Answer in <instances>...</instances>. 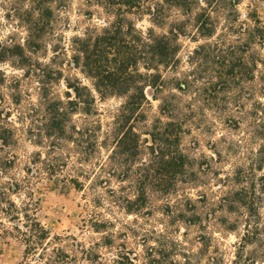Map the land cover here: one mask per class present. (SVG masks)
Masks as SVG:
<instances>
[{"label": "rangeland", "instance_id": "374dc122", "mask_svg": "<svg viewBox=\"0 0 264 264\" xmlns=\"http://www.w3.org/2000/svg\"><path fill=\"white\" fill-rule=\"evenodd\" d=\"M105 1L0 0V123L14 135L0 151L11 162L0 185L21 184L11 199L33 205L50 237L44 251L29 254L0 217V264H264V48L245 44L251 19L264 25V0H240L235 33L225 29L226 11L214 14L212 38L177 8L162 27L126 14L143 33L163 35L170 23H187L177 62L161 68L164 87L146 89L144 120L123 112L128 94L101 99L74 64L76 41L116 19ZM217 38L230 47L195 53ZM231 56L236 67L224 75ZM68 84L91 90L90 113L70 104ZM57 104L67 112L69 135L96 132V151L86 137L72 143L44 134L47 106ZM120 124L140 136L137 155L129 131L127 148L117 153ZM151 132L166 140L164 151L178 147L188 164L175 187L154 184L135 201L140 161H152L153 174L165 178L159 154L146 149Z\"/></svg>", "mask_w": 264, "mask_h": 264}, {"label": "trees", "instance_id": "16d2710c", "mask_svg": "<svg viewBox=\"0 0 264 264\" xmlns=\"http://www.w3.org/2000/svg\"><path fill=\"white\" fill-rule=\"evenodd\" d=\"M240 0H106L104 7L107 10H114L115 21L110 23L101 32L87 34L84 39H78V54L74 57V64L80 66L83 73L93 80V87L101 99L117 95H127L123 106V112L128 115L137 114L142 120L145 119L144 106L149 103L146 89L153 92L160 91L165 84L161 68L173 67L177 62L178 53L177 40L180 36L186 35V21H175L169 24L166 34L159 35L153 28H148L145 33L138 30L126 17L128 13H135L138 16L147 15L149 22L156 26L165 25L168 12L172 8L179 9L183 15L191 17L198 34L202 37L212 38L216 34V21L214 14L226 11V31L235 33L237 27L234 22L238 20L236 7ZM203 5V6H202ZM49 11V9H46ZM124 12V13H123ZM252 18V17H251ZM252 25H249L246 32V45H259L264 48V25L254 17ZM242 34V33H241ZM240 38L241 35H240ZM219 38H217L218 40ZM217 48L223 52L224 48L230 47L224 41L214 44L199 46L195 53H202L206 48ZM236 59L231 56L224 61L226 71L224 75L233 73ZM227 63V64H226ZM256 67V61H253ZM264 67V61H261ZM74 92V101L78 109L85 113L91 112L94 107L95 97L87 87H79L68 84ZM184 90L183 85L178 86ZM84 91L85 93H81ZM62 103L60 102L59 105ZM162 109V114H165ZM47 129L44 134L47 137H55L57 140L71 141L78 143L82 138L88 139L93 151L97 150L98 138L95 131H88L83 134L81 130H75L77 138L69 135L65 127L67 112L58 104L50 108L47 106ZM2 119V118H0ZM159 124L162 125L160 121ZM169 125V124H166ZM123 124H120V132L116 138L115 148L117 153L126 149L128 133L134 136V150L137 155L141 151L140 136L133 133V127L123 131ZM158 130V127H155ZM13 131L0 123V151L12 145ZM151 145L146 146L151 154H159L161 164L165 169L163 177H156L153 174L152 161H140L136 172L132 175L137 192L135 201H144L148 187L166 181L170 186L175 187L178 177L183 174L187 166V157L177 147L175 151H164L166 140L155 132L149 133ZM8 160V159H7ZM0 159V176L5 174L11 162ZM49 166V173L56 172L54 166ZM21 189L17 182L8 183L7 186L0 185V217L12 225V231L21 237L26 246L27 253L36 254L38 249L44 251L46 242L50 239L49 232L39 222L33 205L22 203L17 205L11 195ZM31 199V192L25 193ZM0 219V226H3ZM43 254L38 256L43 258Z\"/></svg>", "mask_w": 264, "mask_h": 264}]
</instances>
